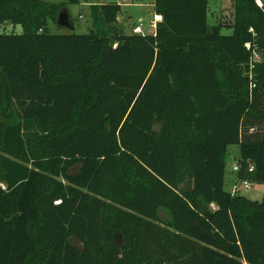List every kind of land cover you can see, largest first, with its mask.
Returning <instances> with one entry per match:
<instances>
[{
  "label": "trees",
  "instance_id": "trees-1",
  "mask_svg": "<svg viewBox=\"0 0 264 264\" xmlns=\"http://www.w3.org/2000/svg\"><path fill=\"white\" fill-rule=\"evenodd\" d=\"M259 1L209 26L208 0H151L153 34L93 5L77 35L48 28L77 0H0V264H264V194L224 190L229 146L264 186Z\"/></svg>",
  "mask_w": 264,
  "mask_h": 264
},
{
  "label": "rangeland",
  "instance_id": "rangeland-1",
  "mask_svg": "<svg viewBox=\"0 0 264 264\" xmlns=\"http://www.w3.org/2000/svg\"><path fill=\"white\" fill-rule=\"evenodd\" d=\"M45 3H63L66 0H41ZM125 1L128 3L136 4L137 0H77L74 5H67V12L70 17V23L73 24V30L58 27L52 22L48 23V28L51 34H69L74 33L77 35H83L89 32L91 28L90 19V7L93 5H105L111 2H120L125 5ZM132 1V2H130ZM148 2V0H144ZM257 5H261V2L257 0ZM233 0H208L207 9V23L209 26H216L219 24L220 19H229L232 14ZM126 13H120L118 16V25H121V29L125 34H134L132 23H137V19L144 17L149 9H138L135 7H124L123 9ZM130 15V16H129ZM124 16V17H123ZM123 18L120 22L119 18ZM132 28V29H131ZM0 33L7 35L16 34L20 35L22 29L20 26H13L11 24H0ZM220 34L223 36H230L232 30L229 28H222ZM239 148L237 146H229L226 154V168L224 176V190L234 194L235 193V183L234 172L232 171L233 166L237 165L239 159ZM238 194L246 197L251 201L260 202L264 194V186L250 185L249 189H245L242 184L237 183ZM213 208V207H212ZM78 248L80 247L77 242H73Z\"/></svg>",
  "mask_w": 264,
  "mask_h": 264
},
{
  "label": "crops",
  "instance_id": "crops-1",
  "mask_svg": "<svg viewBox=\"0 0 264 264\" xmlns=\"http://www.w3.org/2000/svg\"><path fill=\"white\" fill-rule=\"evenodd\" d=\"M130 2H132V1H130ZM120 7H121V13L122 14L126 13L123 10L124 7H135V8H138V9H145V8L149 9V11L146 13V15L144 17H140L139 16V18L137 19V23H132L131 25H132V28L134 30V28L139 25V22H141L142 23V26H141L142 34H153L155 32L156 24L161 19H160V17L154 16V14L152 12V2H151V0H148V2H146L144 0H137L136 4L128 3L127 1H125V5H120ZM126 15H127V13H126ZM119 21L122 22L123 18L122 17L119 18ZM153 24H154V27H153ZM151 25H152V27H151Z\"/></svg>",
  "mask_w": 264,
  "mask_h": 264
},
{
  "label": "built area",
  "instance_id": "built-area-1",
  "mask_svg": "<svg viewBox=\"0 0 264 264\" xmlns=\"http://www.w3.org/2000/svg\"><path fill=\"white\" fill-rule=\"evenodd\" d=\"M116 3L119 4V5H122V3H120V2H116ZM141 26H142V23L139 22V25L134 28L133 32L136 33V34H142ZM151 27H152V25H151ZM153 27H154V24H153ZM246 48L248 49L249 45H246ZM259 60H260V56L258 54H256V53H253V59H252V61L250 63L249 72H248V78H249V80L251 82L250 88L254 87V77H253V73H252L253 64L255 62H259ZM238 169H239V166L237 164V165L233 166L232 171L233 172H237ZM249 171L250 172L252 171V167H250ZM239 184H242L245 189H249L250 188V184H248V183H239ZM234 189H235V193L238 192L237 184H235Z\"/></svg>",
  "mask_w": 264,
  "mask_h": 264
},
{
  "label": "water",
  "instance_id": "water-1",
  "mask_svg": "<svg viewBox=\"0 0 264 264\" xmlns=\"http://www.w3.org/2000/svg\"><path fill=\"white\" fill-rule=\"evenodd\" d=\"M56 25L58 27L67 28L70 30L73 29V27L71 26V23H70V17L68 15V12L66 9H62L59 11V13L57 15Z\"/></svg>",
  "mask_w": 264,
  "mask_h": 264
}]
</instances>
